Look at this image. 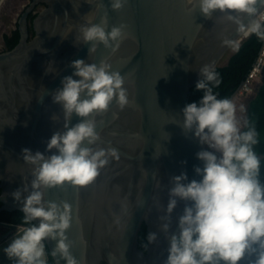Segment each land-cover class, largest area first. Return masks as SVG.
Masks as SVG:
<instances>
[{
	"label": "water",
	"instance_id": "95a60500",
	"mask_svg": "<svg viewBox=\"0 0 264 264\" xmlns=\"http://www.w3.org/2000/svg\"><path fill=\"white\" fill-rule=\"evenodd\" d=\"M4 2L0 0V8ZM256 7L258 17L264 5ZM105 12L108 29L125 24L127 38L115 52L102 45L88 52L90 44L82 43L79 28L99 23ZM32 14L37 16L31 25ZM242 19L247 24L251 18ZM18 29L19 44L0 53L2 209L20 210L22 205L11 194L33 179V166L23 161L22 149L52 154L46 151L47 142L65 121L51 94L64 77L72 75L71 63L107 60L111 70L125 77L133 101L123 110L113 102L106 114L96 117L103 121L97 127L100 146L116 149L119 159H110L92 184L52 188L44 199L72 206L74 219L66 235L79 264H163L168 243L159 232L158 217L164 215L170 181L182 172L188 181L199 180L194 167L202 163L196 153L206 148L179 126L182 110L201 79L200 68L206 64L218 68L232 49L222 46V37L237 45L245 34L220 13L207 19L196 5L190 10L185 0H128L118 12L111 10L109 0H32L19 17ZM53 116L58 119L54 121ZM79 119L73 114L69 127ZM183 206L178 203L171 215L170 233L176 232ZM145 223L158 236L148 251L140 245ZM19 225L0 221V228L6 229L0 231V264H15L4 249ZM45 245L49 261L55 242L45 241ZM251 260L246 257L240 264H251Z\"/></svg>",
	"mask_w": 264,
	"mask_h": 264
},
{
	"label": "clouds",
	"instance_id": "9594fccd",
	"mask_svg": "<svg viewBox=\"0 0 264 264\" xmlns=\"http://www.w3.org/2000/svg\"><path fill=\"white\" fill-rule=\"evenodd\" d=\"M127 3L128 0H109L114 12ZM258 3L264 5V0H185L186 7L191 10L196 5L205 18L220 13L237 26L238 32L264 40V15L256 18ZM244 16L251 18L247 24ZM126 28L119 24L108 29L105 12L99 23L79 28L80 39L90 44L88 52H94L97 45L115 52L127 38ZM221 44L235 48L236 42L222 37ZM70 67L74 69L72 75L64 77L61 87L51 94L65 121L47 142L46 151L52 154L22 149L23 161L33 166V179L30 185L11 194L22 205L23 214L14 238L4 249L15 264H48L45 241L55 242L50 254L59 257L56 264L61 260L79 264L66 235L73 223V208L65 201H45V192L65 184L86 187L110 159H119L116 149L100 146L97 127L103 121L98 122L96 117L106 114L113 102L121 110L133 102L125 77L111 70L107 60L97 64L77 59ZM199 75L195 89L203 93L202 98L184 107L179 126L206 148L196 153L202 163V167H194L199 180L188 181L182 172L170 181L164 215L158 217L159 232L168 243L163 264H240L246 257L252 258L251 264H264V179L262 157L256 151L259 134L247 120L243 123L246 130H242L234 103L218 98L214 88L221 80L212 64L201 67ZM73 114L80 119L69 127ZM181 202L184 206L177 218L176 232L170 233L171 215ZM146 239L144 248L157 241V233L149 232Z\"/></svg>",
	"mask_w": 264,
	"mask_h": 264
},
{
	"label": "trees",
	"instance_id": "16d2710c",
	"mask_svg": "<svg viewBox=\"0 0 264 264\" xmlns=\"http://www.w3.org/2000/svg\"><path fill=\"white\" fill-rule=\"evenodd\" d=\"M37 15L32 14L29 18V22L33 23ZM31 33L33 29L31 27ZM20 32L17 29L10 36L4 37L5 50H13L20 42ZM263 41L251 34V36L245 39L241 44H237V51L230 58L228 64L224 67L219 66L215 71L219 74L221 83L217 88H214V92L218 94V98H228L232 100L236 92L239 90L241 84L245 80L249 71L253 67L260 51L263 46ZM202 92L197 91L195 88L192 90L190 97V103L198 102L202 98ZM247 121L254 124L259 134V144L256 146L257 153L262 157L261 176L264 179V82L260 86L257 94L251 98L248 110ZM243 130H246L245 128ZM2 192L0 181V194ZM3 204L0 202V221L9 222L14 224H21L23 214L20 210L8 211L2 209ZM34 223V222H33ZM150 232L148 225L145 223L140 237V245L145 250L143 245L147 244V234ZM48 264H56L54 258L50 254ZM104 264H108L104 262Z\"/></svg>",
	"mask_w": 264,
	"mask_h": 264
},
{
	"label": "rangeland",
	"instance_id": "374dc122",
	"mask_svg": "<svg viewBox=\"0 0 264 264\" xmlns=\"http://www.w3.org/2000/svg\"><path fill=\"white\" fill-rule=\"evenodd\" d=\"M32 0H5L0 8V53L5 52L4 37L10 36L18 29V20L23 11L29 6ZM237 46L232 48L220 62L221 67L228 64L230 58L237 51ZM251 98H240L236 101V118L240 121L242 130L243 123L247 120V110ZM0 231H6L5 228H0Z\"/></svg>",
	"mask_w": 264,
	"mask_h": 264
},
{
	"label": "built area",
	"instance_id": "2783aa9c",
	"mask_svg": "<svg viewBox=\"0 0 264 264\" xmlns=\"http://www.w3.org/2000/svg\"><path fill=\"white\" fill-rule=\"evenodd\" d=\"M264 15V11L260 14ZM260 15H258L257 19H259ZM251 35H246L239 41L238 44H241L245 39L249 38ZM264 82V45L263 49L250 73L247 80L240 88L238 93L233 99L234 105H236V101L240 98H253L257 91L259 90L260 86Z\"/></svg>",
	"mask_w": 264,
	"mask_h": 264
},
{
	"label": "flooded vegetation",
	"instance_id": "af4514ba",
	"mask_svg": "<svg viewBox=\"0 0 264 264\" xmlns=\"http://www.w3.org/2000/svg\"><path fill=\"white\" fill-rule=\"evenodd\" d=\"M5 51H8V50H5Z\"/></svg>",
	"mask_w": 264,
	"mask_h": 264
}]
</instances>
